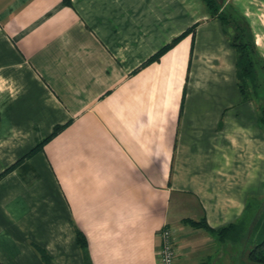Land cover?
I'll return each instance as SVG.
<instances>
[{"label": "crops", "instance_id": "1", "mask_svg": "<svg viewBox=\"0 0 264 264\" xmlns=\"http://www.w3.org/2000/svg\"><path fill=\"white\" fill-rule=\"evenodd\" d=\"M225 1L264 59V0ZM257 109L202 0H0V173L42 141L0 175V264H43L33 244L54 264H159L163 225L176 264L222 244L183 218L216 229L259 213Z\"/></svg>", "mask_w": 264, "mask_h": 264}, {"label": "trees", "instance_id": "2", "mask_svg": "<svg viewBox=\"0 0 264 264\" xmlns=\"http://www.w3.org/2000/svg\"><path fill=\"white\" fill-rule=\"evenodd\" d=\"M64 1L68 2V0ZM202 2L208 14L219 20L229 44L235 51L236 86L243 99H253L258 102L257 121L264 128V59L255 45L249 23L245 16L230 1L202 0ZM193 28L194 26H191L172 38L159 48L153 56L169 48L186 33L193 32ZM60 127L61 125H56L46 138L54 134ZM41 143L42 141L17 158L0 175L36 150ZM183 222L193 227L207 229L213 233L217 241L221 243L226 241L231 246L237 247L235 250H238L236 252L237 264H264V198L259 213L254 217L249 235H247L249 225H244L241 219L229 222L216 229L210 228L204 218L199 220L183 218ZM75 239L79 247L85 249L86 240L82 232L76 230ZM33 247L43 264H54L43 247L37 244H33ZM231 253L233 254V252Z\"/></svg>", "mask_w": 264, "mask_h": 264}, {"label": "rangeland", "instance_id": "3", "mask_svg": "<svg viewBox=\"0 0 264 264\" xmlns=\"http://www.w3.org/2000/svg\"><path fill=\"white\" fill-rule=\"evenodd\" d=\"M197 232L205 236V232L202 229H198ZM236 248L237 247L231 246V244L226 241L220 244L215 241L211 242V240H204L200 243H197L196 247H193V250L191 249V262H187V264H237L238 259L236 252H238V250L235 251ZM231 252H233V254ZM216 253H222V255L218 257L216 256Z\"/></svg>", "mask_w": 264, "mask_h": 264}, {"label": "built area", "instance_id": "4", "mask_svg": "<svg viewBox=\"0 0 264 264\" xmlns=\"http://www.w3.org/2000/svg\"><path fill=\"white\" fill-rule=\"evenodd\" d=\"M177 230L169 225H163L158 231V246L156 250L159 264H176V244Z\"/></svg>", "mask_w": 264, "mask_h": 264}, {"label": "water", "instance_id": "5", "mask_svg": "<svg viewBox=\"0 0 264 264\" xmlns=\"http://www.w3.org/2000/svg\"><path fill=\"white\" fill-rule=\"evenodd\" d=\"M253 222H254V220L248 226V234L247 235H249V233H250V230H251V227H252Z\"/></svg>", "mask_w": 264, "mask_h": 264}]
</instances>
